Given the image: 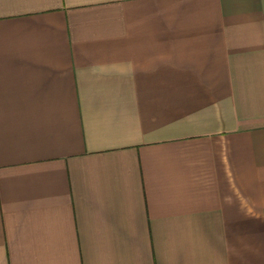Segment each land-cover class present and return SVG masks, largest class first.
Returning <instances> with one entry per match:
<instances>
[{
  "label": "crops",
  "instance_id": "0c3cea01",
  "mask_svg": "<svg viewBox=\"0 0 264 264\" xmlns=\"http://www.w3.org/2000/svg\"><path fill=\"white\" fill-rule=\"evenodd\" d=\"M0 264H264V0H0Z\"/></svg>",
  "mask_w": 264,
  "mask_h": 264
}]
</instances>
